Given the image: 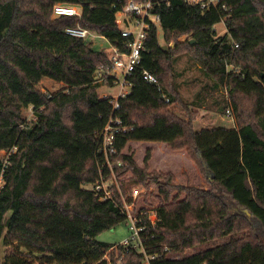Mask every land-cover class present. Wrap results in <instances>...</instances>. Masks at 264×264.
I'll return each instance as SVG.
<instances>
[{"label": "trees", "instance_id": "1", "mask_svg": "<svg viewBox=\"0 0 264 264\" xmlns=\"http://www.w3.org/2000/svg\"><path fill=\"white\" fill-rule=\"evenodd\" d=\"M130 1L140 0H0V155L10 154L0 156V264H108L104 257L114 245L97 237L128 223L121 195L153 184L158 221L153 228L146 219L143 236L148 253L164 257L151 264H264V0H222L226 9L157 0L153 12L168 51L153 26L131 92L115 113L128 127L111 157L120 193L114 187V200L101 201L85 189L101 180L98 134L114 105L100 98L95 74L110 62L92 42L66 31L81 25L121 45L116 14ZM58 4L81 7L82 19L55 17ZM220 23L223 36L215 29ZM186 53L217 91H226L233 129L195 130L193 118L175 112L174 62ZM143 70L158 78L160 90L144 81ZM30 108L35 120L28 124L23 109ZM130 142L186 151L210 188L180 186L171 173L150 172V149L140 167L125 154ZM102 172L110 179L107 167ZM220 239L228 240L185 256ZM110 259L146 262L122 249Z\"/></svg>", "mask_w": 264, "mask_h": 264}, {"label": "built area", "instance_id": "2", "mask_svg": "<svg viewBox=\"0 0 264 264\" xmlns=\"http://www.w3.org/2000/svg\"><path fill=\"white\" fill-rule=\"evenodd\" d=\"M190 4H199L203 9L211 7H220L226 9V5L222 0H184ZM160 4L157 0H140L139 2L130 1L122 7L116 14L117 28L123 38L121 45L111 43L103 36L96 34L88 29L83 28L81 25L67 29L66 33L71 37L88 40L90 38H103L111 44V52L108 55L109 66L101 67L95 74L96 84L104 85L113 88L119 86V91L115 96L104 93L101 99H113L114 113L112 114L107 125L98 134V148L97 152L100 157H103L104 164L102 169L107 167L110 170V179L103 177L101 169V180L93 185V191L101 201L114 200V187L119 191L117 177L114 173L111 157L117 154V141L128 132V127L124 125V121L116 116V111L120 110V100L127 98L131 92L132 83L130 78L137 71L141 62L143 53L146 51V42L149 37V32L156 26L161 29L160 17L153 12L154 6ZM55 17L69 16L77 17L80 21L83 13L82 8L74 5L58 4L54 8ZM142 77L144 81L150 85L156 86L160 90V82L158 78L148 70H143ZM112 79V84H107L106 81ZM166 103L170 102L167 95H163ZM227 113L231 116V111ZM122 166L121 162L117 163ZM4 185L3 178L0 179V193ZM142 186L134 187L132 192L122 199V213L127 217L130 236L121 244L114 245L105 255L104 260L108 264H112L110 259V252H117L122 249L125 254L137 252L145 256V264H151L152 260L163 258L162 255L149 254L145 245L144 232L147 230L146 219L151 227H155L158 221L156 208L136 206V202L144 196ZM131 200V201H130ZM138 207V208H137ZM166 251H168L166 249ZM117 264H123L120 260Z\"/></svg>", "mask_w": 264, "mask_h": 264}, {"label": "rangeland", "instance_id": "3", "mask_svg": "<svg viewBox=\"0 0 264 264\" xmlns=\"http://www.w3.org/2000/svg\"><path fill=\"white\" fill-rule=\"evenodd\" d=\"M215 29L218 36L227 33L224 23L218 24ZM187 37H183L180 41H185ZM159 40L162 46H167L163 41L162 30L159 29ZM92 42L97 51H104L109 55L111 52V44L103 38L88 39ZM173 46V45H172ZM168 47V46H167ZM174 86L177 90L179 102L176 105L175 112L183 119L189 121L193 118V127L195 130L225 127L233 129L235 126V116L230 108H228L229 97L225 90L217 91L214 82L207 77L205 72L193 61L190 54L186 53L178 55L174 62ZM119 91V86L113 88L100 85L98 94L100 98L104 93L115 96ZM245 106H250V100H244ZM231 111V116L227 113ZM23 119L26 123L35 120L32 109H23ZM154 145L155 153L152 159V167L161 169L159 173H171L175 177V184L180 186L203 187L209 189L205 175L201 169L194 163L186 151L165 150L162 145L153 142H130L125 150V154L132 155L136 163L144 166L146 152ZM151 150V149H150ZM13 154V152H11ZM10 155V154H8ZM7 152L1 154V157H7ZM163 171V172H162ZM150 172H152L150 168ZM143 187V186H142ZM87 190H93V185L85 186ZM144 196L136 202V206L156 208L159 205V186L151 185L149 188L143 187ZM137 207V208H138ZM130 236L129 224H123L117 229L106 231L97 237L99 242L118 245ZM225 240H217L203 244L198 248L186 251V255H193L200 251L213 248L219 244L226 242ZM4 247L0 243V257L3 256ZM179 256V255H178Z\"/></svg>", "mask_w": 264, "mask_h": 264}, {"label": "crops", "instance_id": "4", "mask_svg": "<svg viewBox=\"0 0 264 264\" xmlns=\"http://www.w3.org/2000/svg\"><path fill=\"white\" fill-rule=\"evenodd\" d=\"M235 127V126H234ZM159 145H162L163 147H164V149L165 150H169V148H167V144H165V143H158ZM152 147L150 148L151 150H152V159H153V155H154V153H155V148H154V145H151ZM152 159H151V161H150V168H151V170L152 171H159V172H161V169H154L153 167H152ZM163 172V171H162Z\"/></svg>", "mask_w": 264, "mask_h": 264}, {"label": "water", "instance_id": "5", "mask_svg": "<svg viewBox=\"0 0 264 264\" xmlns=\"http://www.w3.org/2000/svg\"><path fill=\"white\" fill-rule=\"evenodd\" d=\"M164 50L168 51V47L167 46H163L162 47Z\"/></svg>", "mask_w": 264, "mask_h": 264}]
</instances>
